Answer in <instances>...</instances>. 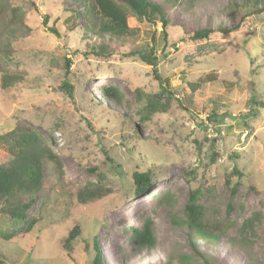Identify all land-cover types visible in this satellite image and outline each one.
I'll use <instances>...</instances> for the list:
<instances>
[{
	"label": "rangeland",
	"instance_id": "rangeland-1",
	"mask_svg": "<svg viewBox=\"0 0 264 264\" xmlns=\"http://www.w3.org/2000/svg\"><path fill=\"white\" fill-rule=\"evenodd\" d=\"M152 1L171 21L166 42L159 23L129 17L128 24L143 42L155 30L154 68L172 86L188 89L187 82L212 75L197 89L195 112L174 100L162 109L167 97L158 91L152 66L118 40L82 35L84 0H6L19 13L6 10L0 40L11 52L2 60L28 81L0 88V131L18 127L40 135L59 157L63 180L45 166L28 211L37 218L30 231L16 230L0 215V232L15 231L9 239L0 235V264H92L94 234L102 264H205L190 245V230L179 223L191 190L198 192L205 221L222 230L216 239L194 237L196 250L214 264H264V107L252 102L264 100V11L225 9L241 0H193L191 6L187 0ZM45 14L59 37L42 24ZM206 27L212 30L208 39L190 38ZM99 44L107 46V55L91 52ZM63 81L72 86V97L60 89ZM111 87L121 94L118 102ZM210 110L217 122L207 119ZM128 125L144 143H131ZM10 160L0 145V163ZM135 165L154 174L140 195L133 193ZM233 169L241 175L233 172L226 184ZM88 183L104 195L80 205L76 193ZM146 217L156 242L140 248L125 228ZM74 225L80 237L68 256L61 242Z\"/></svg>",
	"mask_w": 264,
	"mask_h": 264
},
{
	"label": "trees",
	"instance_id": "trees-1",
	"mask_svg": "<svg viewBox=\"0 0 264 264\" xmlns=\"http://www.w3.org/2000/svg\"><path fill=\"white\" fill-rule=\"evenodd\" d=\"M84 2L83 16L85 25L82 27V35L85 36L87 40H89L88 33L99 38L108 36L118 40L121 45L127 47V52L130 55H137L140 60L152 66L154 76L159 80L158 91L164 93L167 97V101L162 109H167L172 100H174L176 104L185 111L189 113L195 112L194 100L197 96V89L204 84V82L209 80L212 75L199 77L194 81L187 82L188 89L172 86L169 79L157 75L154 68L157 60L155 55L157 47L155 30L151 32V39L143 42L140 40L138 28L131 27L128 24L129 17H134L137 21L146 22L153 27L159 23L162 39L166 42L168 34L167 27L171 21L165 14L161 4L152 0H84ZM192 3L193 0H187L188 6H191ZM252 8H254L253 11ZM7 9L11 10L15 17H17L19 13V7L8 4L6 0H0V39L4 28L7 26V20L5 19ZM225 9L229 12L244 11V14L251 12L259 13L264 11V0H241L240 3L232 1V4H228ZM48 20L49 15L45 14L42 24L47 27L49 32L59 37L60 33L56 25L54 23L48 25ZM240 20L244 19L241 18ZM70 27L74 28L75 24L71 23ZM211 33L212 30L206 27L195 30L191 33L190 38L193 40H206ZM10 52L11 50L6 48L0 40V88L2 90H8L17 84L25 85L28 81L23 72L12 71L5 66L2 57H9ZM91 52L98 56H105L108 54V49L106 45L99 44L92 46ZM245 53L250 63L253 64L254 59L251 57L250 52L245 49ZM64 60L65 63L63 68L65 74H67L69 72V61L67 58ZM60 89L63 90L68 97H72V86L67 81L61 83ZM108 92L116 102L120 100L121 94L116 88L111 87ZM252 102L264 107V100L262 99L256 100L252 98ZM152 104L153 103H151L149 107H151ZM221 106L227 108L224 104ZM156 110L157 109L154 111ZM122 118L124 120L121 125L124 126L127 119L125 116H122ZM207 119L217 122L216 112L210 110L207 114ZM129 129L130 132H132L129 135L131 143L135 142L137 145L144 143V138L135 136L136 131L132 125L131 127L129 126ZM0 145L11 155V160L7 164L0 163V215L11 219L13 223L16 224V230L28 232L37 222V218L30 216L28 211L36 202L37 194L42 185L44 168L46 165L53 167L55 173L63 180L61 161L41 136L34 131L18 127L7 131H0ZM135 168L136 169L131 174L133 193L134 195H140L153 184L154 174L150 168L139 170L137 169L139 165H135ZM90 170L95 171L96 167H91ZM233 172L241 175L236 169H233L230 173H226V184H229L230 175L233 174ZM103 195L104 193L99 185L88 183L77 191L76 198L80 205H85L90 201L101 198ZM197 196V190L190 191L183 207V217L180 218L179 223L185 225L190 230V245L197 256L202 259L205 264H214L208 261L205 255L196 250L194 237L198 236L199 238L216 239L218 235L221 234L222 230L216 225H209L205 221V210L198 203ZM163 201H168V199L163 198ZM40 210L41 207L39 211ZM227 224L230 226L231 222ZM248 224H250V221ZM125 229L129 231V236L140 248L155 246L156 238L154 235L153 223L149 217H146L141 225H130ZM13 234L11 232L10 235H5L4 232H0V235L5 239H9ZM77 237H80V229L77 225H74L62 239L61 246L67 252L68 256L72 255L73 240ZM90 243L92 250L95 252L92 264H102V255L95 234L92 236Z\"/></svg>",
	"mask_w": 264,
	"mask_h": 264
}]
</instances>
